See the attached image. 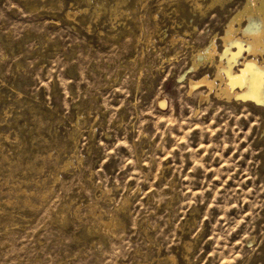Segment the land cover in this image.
I'll return each mask as SVG.
<instances>
[{"label":"rangeland","instance_id":"374dc122","mask_svg":"<svg viewBox=\"0 0 264 264\" xmlns=\"http://www.w3.org/2000/svg\"><path fill=\"white\" fill-rule=\"evenodd\" d=\"M243 3L0 0V264H264V104L190 88Z\"/></svg>","mask_w":264,"mask_h":264},{"label":"bare ground","instance_id":"6f19581e","mask_svg":"<svg viewBox=\"0 0 264 264\" xmlns=\"http://www.w3.org/2000/svg\"><path fill=\"white\" fill-rule=\"evenodd\" d=\"M241 7L226 23L224 34L221 37L225 49L218 56L213 79L203 77L198 82L190 81V88L203 82L209 90L214 89L216 95L235 96L264 104V87H254L250 83L242 82V72H251L254 75L252 85L264 82V71H262L264 70V29L250 28L246 19L249 15L256 20L264 19V0H244ZM242 17H244V24L240 26L239 21ZM234 21L238 23L236 28H234ZM238 31L241 34L239 37L235 35ZM233 45L237 48L236 51L231 48ZM244 46H246L247 56L242 61L241 67L235 70L233 68L235 56ZM215 54L217 51L211 39L202 50L195 53L196 61L192 67L195 68L203 60L212 61ZM216 80L219 84L215 83ZM235 87L238 89L235 90Z\"/></svg>","mask_w":264,"mask_h":264},{"label":"snow or ice","instance_id":"6c2138e0","mask_svg":"<svg viewBox=\"0 0 264 264\" xmlns=\"http://www.w3.org/2000/svg\"><path fill=\"white\" fill-rule=\"evenodd\" d=\"M248 26L250 28H261L264 29V19L256 20L253 16L249 15L247 18ZM235 22V21H234ZM264 71V70H262ZM254 80V75L251 72H242V82L250 83L254 87H264V82L259 85H252L251 82Z\"/></svg>","mask_w":264,"mask_h":264}]
</instances>
